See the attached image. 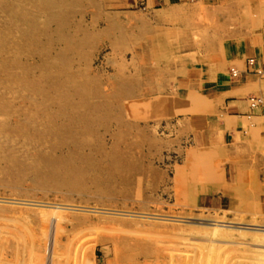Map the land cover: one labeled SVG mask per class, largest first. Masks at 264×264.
<instances>
[{"label": "rangeland", "instance_id": "rangeland-1", "mask_svg": "<svg viewBox=\"0 0 264 264\" xmlns=\"http://www.w3.org/2000/svg\"><path fill=\"white\" fill-rule=\"evenodd\" d=\"M141 8L0 0V264H264V215L168 191Z\"/></svg>", "mask_w": 264, "mask_h": 264}, {"label": "crops", "instance_id": "crops-1", "mask_svg": "<svg viewBox=\"0 0 264 264\" xmlns=\"http://www.w3.org/2000/svg\"><path fill=\"white\" fill-rule=\"evenodd\" d=\"M132 1L151 30L139 56L169 68L148 91L168 191L234 217L264 215V0Z\"/></svg>", "mask_w": 264, "mask_h": 264}, {"label": "bare ground", "instance_id": "bare-ground-1", "mask_svg": "<svg viewBox=\"0 0 264 264\" xmlns=\"http://www.w3.org/2000/svg\"><path fill=\"white\" fill-rule=\"evenodd\" d=\"M137 15V14H136ZM14 16V15H13ZM204 174V173H203ZM219 222V221H218ZM221 222H223V221H221ZM212 225H216V223L215 222H210ZM220 223V222H219ZM219 223H218V226H219ZM230 224V223H229ZM229 224H227V225H229ZM233 226V225H232ZM225 227V226H224ZM227 227V226H226ZM229 227V226H228ZM237 227V226H236ZM221 229H218V230H216V229H214V230H212L213 232L215 231V232H219ZM221 233V232H220Z\"/></svg>", "mask_w": 264, "mask_h": 264}]
</instances>
